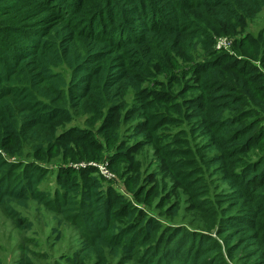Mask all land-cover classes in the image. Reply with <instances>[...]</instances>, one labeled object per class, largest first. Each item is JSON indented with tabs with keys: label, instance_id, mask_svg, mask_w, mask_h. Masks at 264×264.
Masks as SVG:
<instances>
[{
	"label": "trees",
	"instance_id": "trees-1",
	"mask_svg": "<svg viewBox=\"0 0 264 264\" xmlns=\"http://www.w3.org/2000/svg\"><path fill=\"white\" fill-rule=\"evenodd\" d=\"M263 11L264 0H0V206L45 203L95 264H264V75L237 58L264 68V27L249 31ZM107 135L145 205L152 143L174 179L166 197H185L178 219L186 207L198 223L167 210L164 224L92 167L59 168L51 196L52 170L26 164L102 157Z\"/></svg>",
	"mask_w": 264,
	"mask_h": 264
},
{
	"label": "rangeland",
	"instance_id": "rangeland-1",
	"mask_svg": "<svg viewBox=\"0 0 264 264\" xmlns=\"http://www.w3.org/2000/svg\"><path fill=\"white\" fill-rule=\"evenodd\" d=\"M264 27V11L252 23V31L259 32ZM239 35L240 37H245ZM233 36V35H232ZM229 36L217 35L215 43L217 46L221 40H227ZM229 39V40H228ZM242 40V38H239ZM240 46V44L238 45ZM232 48L226 49L232 53ZM233 54V53H232ZM239 60L248 61L256 67L260 74L264 75V68L256 61L238 56ZM72 126L84 127V123L79 119L76 122L64 125V130ZM97 129V127H96ZM129 130L126 131V133ZM96 140H101L103 144V156L97 158H88L89 161H68L67 164L61 161L53 164L42 161V159H35L28 157L25 159L26 164L30 162L43 163L47 169L52 170L46 182L42 185V190L54 195L55 190L58 188L56 183V176L59 168L76 169L80 171L88 167H92L98 171V174L106 179V182L117 190L124 199L131 202L135 207L147 211L153 217L159 219L164 224L166 221L170 222V215L172 221L177 220L181 213V208L185 204L183 195H172L169 199L166 197L172 193V179L169 173H166L160 164L157 155L155 154L152 143L145 144L143 147L147 149L145 155L147 161L145 163V175H155L156 183L152 186L148 203H143L146 200L145 195H137L135 193V181L132 180L131 174L122 166L113 164L115 157V140L110 136H99ZM16 148L15 145H9L8 151H4V158L16 162L15 155L11 157L10 152ZM10 156V157H9ZM18 160V159H17ZM109 174L110 177H106ZM115 190V192H116ZM133 191V192H132ZM156 192H161L165 195L162 201L163 209L157 208V202L160 197ZM187 206V205H186ZM169 210L168 217L166 218L165 212ZM185 210V217L180 218L182 224L193 227L192 220L198 223L200 216L197 213L190 215ZM156 214H161L157 217ZM0 264H95L94 258H89L83 252L82 241L77 229L67 224L61 217H59L50 207L40 201H30L29 203H17L9 201L6 206H0Z\"/></svg>",
	"mask_w": 264,
	"mask_h": 264
},
{
	"label": "built area",
	"instance_id": "built-area-1",
	"mask_svg": "<svg viewBox=\"0 0 264 264\" xmlns=\"http://www.w3.org/2000/svg\"><path fill=\"white\" fill-rule=\"evenodd\" d=\"M229 41H232V42H228L227 40H221V41H219L218 44H217V46H216V49L217 50H226V49L232 47L233 40H229ZM106 177L109 178L110 175L107 174Z\"/></svg>",
	"mask_w": 264,
	"mask_h": 264
}]
</instances>
